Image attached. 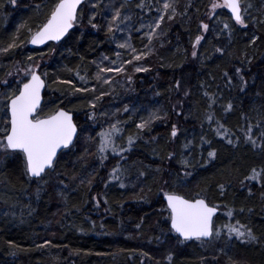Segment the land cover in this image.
<instances>
[{
	"label": "trees",
	"instance_id": "16d2710c",
	"mask_svg": "<svg viewBox=\"0 0 264 264\" xmlns=\"http://www.w3.org/2000/svg\"><path fill=\"white\" fill-rule=\"evenodd\" d=\"M211 1L173 0L176 13L162 27L164 44L149 79L138 76L134 85L139 94L160 100L162 113L171 110L165 122L149 126L135 139L132 156L138 151L145 159L129 162L124 173L128 170L129 179L130 168L137 174L145 171L141 179L118 189L107 182L110 185L99 193L95 154L89 159L86 152L94 141L92 136L81 141V131L59 154L54 169L37 180L25 174L20 152L0 156V264H264V0H241L243 25L223 8L209 16ZM55 3L0 0V48L7 47L13 36L18 45L0 54V108L5 107L4 97L17 92L27 79L13 81L14 66L41 58L39 72L46 88L39 115L65 108L80 127V118L89 117V102L98 94L76 89L92 84L100 54L115 55L106 7L128 13L131 42L138 46L146 43L138 33L160 12L161 0H86L77 12L81 27L71 29L58 44L28 47L29 37ZM21 25L27 27L18 32ZM197 36L202 37L198 44ZM119 94L120 101L126 97L139 101L137 95ZM149 108L155 112L158 106ZM125 113L119 117L129 135L135 117ZM3 122L0 118V126ZM220 125L226 134L217 135ZM212 151L215 156L209 157ZM106 159L105 168L112 162L110 155ZM253 169L260 175L248 179ZM164 181V191L203 197L224 212L231 211L232 222L243 225L245 232L251 229L257 239L222 238L219 248L212 238L179 240L168 227L169 212L158 191Z\"/></svg>",
	"mask_w": 264,
	"mask_h": 264
},
{
	"label": "snow or ice",
	"instance_id": "6c2138e0",
	"mask_svg": "<svg viewBox=\"0 0 264 264\" xmlns=\"http://www.w3.org/2000/svg\"><path fill=\"white\" fill-rule=\"evenodd\" d=\"M10 3L15 4L16 0H10ZM82 4V0H57V3L52 8L50 15L48 16L46 22L38 28L34 33L29 27L27 30L32 33L29 43L43 44L47 40H60L69 29H71L77 20L78 5ZM142 6V5H140ZM221 5L217 4L214 0L211 7L216 9ZM231 10L232 17L237 24L243 25L244 18L242 16V10L240 5V0H224V5ZM96 7V5H93ZM124 5H121L123 8ZM165 10L171 9L175 13V7L173 3L166 0L163 5ZM121 15L119 8L114 10V14L109 22L108 31H112V24L119 23L118 18ZM124 19H128L127 16ZM163 19V17H161ZM171 19V17H169ZM156 26L159 27V21L156 22ZM27 27L26 25H21L17 31L19 32L21 28ZM96 27V25H93ZM202 27L207 30L208 25L203 24ZM229 25L225 24V28ZM156 29L153 28L151 32L147 34V39L151 41L153 39V33ZM202 37H196V44L201 41ZM18 45L15 43V36L12 38V42L7 45V47L0 48V54H7L11 49H15ZM120 47H127L125 44H121ZM148 47L147 45L145 46ZM195 48V44L193 45ZM221 51V49H217ZM132 60L125 61L127 64H131L133 61H139L144 56L148 55L147 52H142L136 54V50L132 49ZM193 56L197 55L196 51L192 52ZM31 59V57H29ZM107 59V57H105ZM115 63V62H113ZM116 72L121 73L125 71L124 67L118 68H101L100 73L104 72ZM136 72L148 71L147 68L136 67ZM237 73L240 69H236ZM100 73L97 74L96 79L101 80ZM31 78L23 83L22 87L18 89L17 92H12L3 99L5 105L4 108H0V112L3 113V126H0V151L4 153L20 152L25 158V174L29 177L42 178V174H46V170L54 169L55 161L57 158L58 149L69 148L73 143V138L77 133V127L73 123L72 115L69 111L63 108H58L53 113L47 115L45 118H39L37 115L38 110L41 106V89L45 86L44 81L41 79L40 75H37L35 70L30 71ZM84 80V77H80ZM131 77H129V80ZM104 83H109L110 81L104 80ZM79 91H95V88L89 90L76 89ZM104 93L101 92V96L95 97V100H100ZM91 107L95 108L96 104L91 103ZM231 108V105H228ZM127 106L125 111H127ZM154 115L152 119H156ZM209 120L212 119L211 116L208 117ZM148 121H144L137 124V129H144L148 126ZM223 129V133L221 132ZM119 131L116 124L110 125V128L106 131H102L98 134L99 136V147L98 151L103 154L109 145H112L113 151H115V144L112 140V136L115 132ZM227 129H224L223 125H220L217 129V135H222L227 133ZM249 132L251 128L249 127ZM171 135L175 137L177 135L176 126L173 125ZM248 140H252L251 136H247ZM232 143L231 140L228 141ZM129 146L133 143V138H128ZM253 146H255V141L252 140ZM187 146V145H186ZM124 151V149H121ZM209 157H214L215 152H209ZM106 159L105 156H101V160ZM182 163L187 164V161ZM120 172L119 165L112 169L111 178L119 179L118 173ZM191 173H185V175H190ZM143 175V173H141ZM260 174L253 169V174L248 179H257ZM83 183V181H81ZM91 184V180L88 181ZM124 187L123 184L120 185ZM223 185L220 186L221 191H223ZM164 197L167 200V207L170 210V221L171 230L178 233L183 240L196 239L201 240L202 238H208L213 235V215L216 213L217 208L215 206L210 207L206 203L205 199H186L181 195L175 193H164ZM228 215L231 216L232 212L229 211ZM228 228L229 235L235 233L238 239H243L245 235L251 241H255L257 238L252 234L251 229H248L245 233L241 231L244 226L241 225L239 228L235 226H225ZM216 235H219L220 229H215ZM50 243L45 241V244ZM40 247H43L41 245ZM147 255V254H145ZM171 260V254L168 258Z\"/></svg>",
	"mask_w": 264,
	"mask_h": 264
},
{
	"label": "rangeland",
	"instance_id": "374dc122",
	"mask_svg": "<svg viewBox=\"0 0 264 264\" xmlns=\"http://www.w3.org/2000/svg\"><path fill=\"white\" fill-rule=\"evenodd\" d=\"M125 1V0H124ZM166 2V0H161V10L160 12L153 16V18L146 23L148 25L143 26V30H141L138 35L139 38H147V34L152 31L153 28L156 29L155 33H153V39L149 41L147 39L146 43H143L142 45L134 46L131 42V25H130V16L128 15L127 12H122L121 15L118 18L119 23H113L112 24V31L109 32L111 34L112 41L114 42V58L108 57L105 54H100V56L94 61V71L92 74V84L87 87V89L91 90L95 88V91H91V94H95L97 92L99 97L101 96V92L104 93L103 97L100 100H95V97L91 99L90 103V115L88 114L89 117H81L80 118V123L83 121L79 127V131H81V137L80 140L82 139H87L90 138L91 140L94 141V146L93 148H87V156L90 159L93 153L95 154L93 157V161H96L97 163V171L95 174V177L97 179L96 184L98 185V191L99 193H102L104 189L110 185L113 184L112 186L114 188H124V187H130L131 184H133V181H136V178L139 179L142 175L141 173L145 174L146 172L143 171L139 174L135 173L133 168H130L129 174L130 178L127 179L126 176V170L124 173V167L127 164H130L129 162H134L139 159H145V156L137 154L138 151L134 152V155L132 156V151L135 149L134 143L135 139L137 136H140V133L144 132L149 126L152 127L154 124H157L160 126L163 122L167 120L169 117L168 113L171 111L164 110V113L161 111V102L160 100H157L154 96L152 95H146L144 96V93L140 94L138 93L137 89L134 87L135 83H138L137 80H140L141 75H145L148 79L149 76L147 75L153 67L152 64H154V58L158 54V49L161 48L164 44V33L162 31V27L170 21L169 17L173 18L175 13L171 9L165 10L163 5ZM169 2L173 3V0H169ZM214 2L212 0L210 2L209 6V16L213 14L214 11L218 9H227V7L223 6L224 5V0H215V2L219 5L220 7H217L216 9H212L211 5ZM95 5V4H93ZM92 5V7H93ZM174 5V4H173ZM240 5H241V0H240ZM114 8L107 6L105 12L110 13L111 17H109L107 21V30L109 28V22L111 21V18L114 14ZM241 10H242V16L244 12V8L241 5ZM227 12V10H226ZM228 13V12H227ZM229 15V13H228ZM127 16L128 19H124V17ZM163 17V19H161ZM230 17V15H229ZM231 18V17H230ZM159 21V27L156 26V22ZM82 25L81 19H77L76 22L74 23L75 28H79ZM240 25V24H239ZM121 44L127 45V47H120ZM148 46L147 48L145 46ZM132 49L136 50V54H140L142 52H147L148 55L144 56L141 60L139 61H133L131 64L125 63V61L132 60ZM118 50V51H117ZM107 57V59H105ZM43 60L41 58H35L32 60L30 63L27 65H19V66H14L17 71V76L13 81H17L21 79L22 77H29L30 71L35 70L39 72L40 67L43 64ZM115 62V63H113ZM123 66L125 71L121 73H116V72H104L100 73L101 68H118ZM136 67H142V68H147L148 71H142V72H136L135 68ZM100 73L101 75V80H97L96 76L97 74ZM11 77H13V74H11ZM129 77L131 79L129 80ZM104 80L110 81L109 83H104ZM126 96L128 94H133L137 95L139 98V101H136L134 98H123L122 101L116 99V97H120V94ZM141 94L143 95V98L141 97ZM148 98V99H146ZM107 102V105H105L103 102ZM143 101H147L149 103V106L156 107V111L159 109L161 112H154L152 111L149 106H147ZM91 103H95L96 107L92 108ZM100 106H102V109H99ZM127 106V111L125 115L129 116H134L135 117V123L134 127L129 126L132 130V132L127 135L124 134L123 130V125L120 122V114L121 112L125 111V107ZM173 109V108H172ZM176 108H174L175 110ZM157 117L156 119H152V116ZM124 116V115H123ZM144 121H148V126L145 127L144 129H137L136 125L140 124ZM116 124L117 128L119 131L115 132L112 136V140L115 144V151H113L112 145L110 144L109 147L106 149V151L101 154L98 151L99 147V136L98 134L101 133L102 131H106L110 128V125ZM173 129V125L171 126V130ZM90 135L88 136V134ZM172 133V132H171ZM132 137L133 138V143L131 146H129L128 143V138ZM121 149H124V151H121ZM6 154L2 151H0V156ZM8 154V153H7ZM105 156L107 158V155L111 156V164L105 168L103 164H106L109 159H104L103 161L101 160V156ZM132 156V157H131ZM128 161V162H127ZM119 165L120 172L118 173L119 179H112L111 178V173L112 169L117 167ZM28 177V176H27ZM29 178V177H28ZM30 179V178H29ZM38 179V178H37ZM36 179V180H37ZM141 179V178H140ZM133 180V181H132ZM107 182H110L107 183ZM165 181L162 184V187L158 188V191L163 194L165 192L169 191H164V185ZM38 184V183H37ZM123 184L124 187H121L120 185ZM122 190V189H121ZM216 206L219 207V219H216L214 222V231H213V236L212 239L214 242H216L214 245H216L217 248L221 245L220 240L222 238H230L234 240H242L238 239L235 235V233H232L229 235L228 228L225 227L227 226H235V227H240L241 224L237 225L235 224L231 216L228 215L229 211H223V209L219 206V204H216ZM169 221V216L168 219ZM231 222V223H229ZM219 228L220 232L219 235H216L215 229ZM241 231L245 232V228H241ZM246 233V232H245ZM233 240V241H234Z\"/></svg>",
	"mask_w": 264,
	"mask_h": 264
},
{
	"label": "water",
	"instance_id": "95a60500",
	"mask_svg": "<svg viewBox=\"0 0 264 264\" xmlns=\"http://www.w3.org/2000/svg\"><path fill=\"white\" fill-rule=\"evenodd\" d=\"M85 0H82V3L84 2ZM127 2H131V1H133V0H126ZM80 5H78V7H79ZM227 10V12L229 13V15H230V17L234 20V18L232 17V13H231V10L230 9H226ZM50 15V14H49ZM235 21V20H234ZM46 22V21H45ZM44 22V23H45ZM43 23V24H44ZM42 24V25H43ZM41 25V26H42ZM74 26V25H73ZM73 28V27H72ZM71 28V29H72ZM71 29H69V31L63 36V37H61V39L60 40H47V41H45L43 44H36V45H33V44H31V43H29L28 42V47H30V48H33V47H43V46H45L47 43H59L60 41H62L66 36H67V34L70 32V30ZM31 39V36H30V38H29V40ZM28 40V41H29ZM36 73H37V75H40L37 71H36ZM40 77H41V79L44 81V84H45V86L41 89V92H40V95H41V105H42V103H43V96H44V91H45V87H46V83H45V80H44V78H42V76L40 75ZM31 78V76H29V78L28 79H30ZM27 79V80H28ZM27 80L24 82V83H26L27 82ZM23 85V84H22ZM22 85L20 86V87H22ZM19 87V88H20ZM17 94H18V92H17ZM41 107V106H40ZM64 109V108H63ZM64 110H66V109H64ZM66 111H68V110H66ZM70 112V111H69ZM70 114L72 115V119H73V123L76 125V123H75V121H74V116H73V113L72 112H70ZM46 116H43V117H39V118H45ZM76 127H77V125H76ZM77 134H78V127H77V133H76V135L74 136V138H73V143H74V141H75V139H76V137H77ZM72 143V144H73ZM71 146V145H70ZM62 150H64V149H58V151H57V157H58V155H59V153L62 151ZM25 159V158H24ZM57 159V158H56ZM47 171V170H46ZM36 178H38V177H32L31 179H36ZM175 194H177V193H175ZM178 195H180V194H178ZM182 196V195H181ZM184 198H186V199H190V198H187V197H185V196H183ZM202 197H196V198H193V199H190V200H194V199H201ZM202 199H204V198H202ZM162 200H163V202L165 203V205H166V207H167V200L165 199V197H164V194H162ZM206 203H208L207 201H206ZM208 205L210 206V207H213V205H211V204H209L208 203ZM216 207V206H215ZM217 208V211H216V213H214V215H213V222H214V218L217 216V214L219 213V209H218V207H216ZM167 209H168V207H167ZM168 211H169V221H168V227L171 229V221H170V210L168 209ZM173 231V230H172ZM173 233L179 238V239H181V240H183V238L182 237H180L179 236V234L178 233H175L174 231H173ZM210 239V237H208V238H202L201 240H203V241H207V240H209ZM190 240H195L194 238L193 239H190Z\"/></svg>",
	"mask_w": 264,
	"mask_h": 264
}]
</instances>
